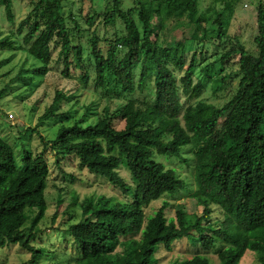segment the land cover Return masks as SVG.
Returning <instances> with one entry per match:
<instances>
[{
    "label": "trees",
    "instance_id": "trees-1",
    "mask_svg": "<svg viewBox=\"0 0 264 264\" xmlns=\"http://www.w3.org/2000/svg\"><path fill=\"white\" fill-rule=\"evenodd\" d=\"M65 1L38 0L16 29L18 36L23 35L21 49L41 63L33 68L40 76L50 70L54 40L60 45L55 61L63 63L64 77H70L72 66L85 68L84 49L74 43L66 24ZM199 1L138 0L141 29L132 14L123 10L122 0H113L104 12V22L114 25L121 19L126 32L109 41L105 53L94 32V84L130 96L145 90L153 77V96L131 98L112 113L106 108L94 123L84 124L82 117L63 125L49 141L36 127L27 129L39 134L44 150L51 144L57 157L75 155L84 168L103 176L124 197L123 201L86 197L81 202V219L68 226L79 254L77 264H155L162 246L170 250L185 237L200 243L202 252L175 264H211L206 254L216 250L220 241L224 246L216 251L219 264H239L248 250L264 264V0L257 5L256 57L240 48L241 79L222 105L201 96L209 83L213 90H220L229 76H223L221 69L211 77L213 63L197 70L196 51L188 58L185 42H168L160 35L167 20L186 17L196 26L193 38L212 43L211 39L225 37L226 17L239 0H223V9L212 21L215 29L204 27ZM0 5L7 20L14 23V0H0ZM93 21L92 17L87 20L90 25ZM13 34L0 37V48L13 47ZM119 47L125 49L121 57ZM234 52L236 49L223 51L220 61L225 62ZM175 69H185L180 79ZM6 91V87L0 89V97ZM182 95L189 100L187 105ZM66 97L64 91L56 90L38 124L57 116L55 108ZM117 118L124 121L122 128L115 126ZM187 146H191L194 160L193 197L202 213H189L180 204L175 215L168 217L169 203L164 201L147 215L145 209L152 202L186 188L177 171L155 156L188 162L183 155ZM20 160L13 145L0 136V246L19 244L31 253L29 263L36 264L44 248H36L33 241L48 210L50 166L43 152L25 149ZM122 167L129 170L130 181L120 174ZM213 206L224 214L218 227L211 221Z\"/></svg>",
    "mask_w": 264,
    "mask_h": 264
},
{
    "label": "rangeland",
    "instance_id": "rangeland-1",
    "mask_svg": "<svg viewBox=\"0 0 264 264\" xmlns=\"http://www.w3.org/2000/svg\"><path fill=\"white\" fill-rule=\"evenodd\" d=\"M37 1L14 0V23L7 20L4 7L0 5V37L14 33L13 47L0 48V89L7 88L5 95L0 97V114H2L0 135L13 145L18 160L21 159V154L25 149L36 154L43 152L50 166L46 190L48 210L39 224L41 232L33 241L36 248H44L38 254L36 264H77L76 257L79 254L68 231V226L81 219V202L86 197L105 196L119 201H123L124 197L122 192L110 185L103 176L91 173L84 168L75 155L57 157L50 148L51 144L44 150V143L39 134L35 131H27V129L36 127L44 136V140L49 141L56 137L60 127L72 125L82 117L85 118L84 124L94 123L104 115L106 108H109L112 113L131 98L145 100L148 96H153V77L148 80L145 90L137 91L130 96L117 95L113 90L95 86L93 81L94 59L91 55V38L94 32L100 37L99 46L104 53L108 49L109 41L126 32L121 19H118L114 25H106L104 22V12L111 6L113 0H66L64 17L74 43H80L84 49L85 68L72 66L70 77H64L62 75L63 63L55 61L60 45L54 40L51 43L53 61L50 70L44 76L36 74L33 68L41 63L30 56L26 50L21 49L23 35L18 36L15 32L20 21L28 15ZM259 2L260 0H239L234 5L232 14L226 17L229 25L226 36L220 41L211 39L212 43H209L210 40L201 42L193 38L192 34L196 26L186 17L169 19L167 28L160 30L161 39L165 41L185 42L188 48V58L193 52L198 53L197 70L213 63V66L209 68L211 77H214L221 69L223 76H229L225 85L218 91L213 90L209 83L201 96L205 101L222 105L235 93L241 79L239 63L241 47L256 57L254 39L258 34L257 5ZM223 7V0L199 1V12L206 20L204 27L216 28L212 25V21ZM122 8L132 14L142 29L138 14L140 9L138 0H122ZM91 17L94 21L90 25L87 20ZM74 20L79 23L78 28ZM231 49H236L237 52H234L225 62H221L222 52ZM124 52L125 49L119 47L118 57H121ZM175 71L177 78L180 79L185 69H175ZM139 72L137 69L136 80L139 78ZM56 90H62L67 95L55 108L58 115L49 117L38 124L39 117L52 103ZM182 102L185 105L189 102L185 95H182ZM89 106L91 108L88 111ZM9 112L14 115L12 119L7 117ZM114 124L117 128H122L124 121L117 118ZM190 147H184L183 150V155L189 159L188 162L177 157L155 156V159L163 162L166 167L177 171L179 176L185 180L186 188L175 195L166 194L152 202L145 209L147 215L153 214L164 201L169 203L166 209L168 217L175 215L176 208L180 204H184L189 213L197 215L202 213V207L193 197L196 187L193 174L194 160ZM21 161L20 165H22ZM119 172L130 181L131 177L127 168L122 167ZM212 208L211 221L218 227L219 222L224 220V214L218 206ZM198 244L185 237L174 242L170 250L162 246L155 264H175L183 259L191 258L202 252L200 243ZM222 246L224 242L220 241L216 250L206 254L211 264H219L216 251ZM30 259L31 253L19 244L0 246V264H30ZM239 264H260V262L256 253L248 250Z\"/></svg>",
    "mask_w": 264,
    "mask_h": 264
},
{
    "label": "built area",
    "instance_id": "built-area-1",
    "mask_svg": "<svg viewBox=\"0 0 264 264\" xmlns=\"http://www.w3.org/2000/svg\"><path fill=\"white\" fill-rule=\"evenodd\" d=\"M7 115H8V118H9V119H12V118L14 117V115H13L11 112L7 113ZM0 117H2L1 114H0Z\"/></svg>",
    "mask_w": 264,
    "mask_h": 264
},
{
    "label": "crops",
    "instance_id": "crops-1",
    "mask_svg": "<svg viewBox=\"0 0 264 264\" xmlns=\"http://www.w3.org/2000/svg\"><path fill=\"white\" fill-rule=\"evenodd\" d=\"M1 136V135H0Z\"/></svg>",
    "mask_w": 264,
    "mask_h": 264
}]
</instances>
